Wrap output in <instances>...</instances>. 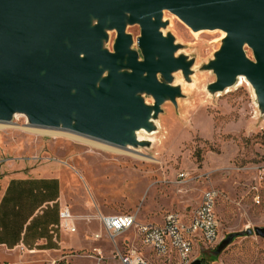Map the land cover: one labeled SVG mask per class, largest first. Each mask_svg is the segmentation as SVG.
<instances>
[{
    "label": "rangeland",
    "instance_id": "rangeland-1",
    "mask_svg": "<svg viewBox=\"0 0 264 264\" xmlns=\"http://www.w3.org/2000/svg\"><path fill=\"white\" fill-rule=\"evenodd\" d=\"M163 17L168 23L163 33H171L181 46L176 56L185 55L194 64L189 82L180 71L173 73L172 84L180 87L182 97L175 105L166 102L161 106L154 121L156 130L146 132L153 135L143 139L148 147L119 149L65 131H44L31 127L24 115L0 123V185L18 174L57 177L61 201L76 227L72 234L60 232L59 251L27 264H120L118 254L131 249L149 264H176L175 260L157 259L141 244L135 229L113 244L101 229L99 216L130 214L138 223L160 224L168 213L188 217L207 189L218 191V240L203 253L196 243L192 261L264 264V237L254 233L234 237L215 254L227 235L264 228V176L260 174L264 114L259 113L246 81L237 79L220 93L207 91L215 75L201 66L220 48L222 31L196 33L169 12ZM126 32L132 35L136 49L139 27L128 26ZM114 38L115 32H110L109 50ZM246 55L252 59L249 49ZM145 101L153 103L150 97ZM94 233L101 239L92 240ZM15 260L11 257L5 262Z\"/></svg>",
    "mask_w": 264,
    "mask_h": 264
},
{
    "label": "water",
    "instance_id": "water-1",
    "mask_svg": "<svg viewBox=\"0 0 264 264\" xmlns=\"http://www.w3.org/2000/svg\"><path fill=\"white\" fill-rule=\"evenodd\" d=\"M164 12L192 32L225 34L201 66L215 75L207 91L223 92L242 76L264 114V0H0V123L24 115L33 128L119 149L148 147L137 132L156 130L161 106L182 97L173 73L189 82L194 64L176 56L181 46L163 33ZM133 25L139 27L136 49L126 32ZM253 233L264 237V228L227 235L215 254L234 237Z\"/></svg>",
    "mask_w": 264,
    "mask_h": 264
},
{
    "label": "crops",
    "instance_id": "crops-1",
    "mask_svg": "<svg viewBox=\"0 0 264 264\" xmlns=\"http://www.w3.org/2000/svg\"><path fill=\"white\" fill-rule=\"evenodd\" d=\"M61 200L55 176L18 174L0 185V263L12 257L16 260L7 264H27L62 248L60 232L65 231L59 213L66 206ZM98 223L105 232L99 219ZM71 224L75 227L73 216ZM95 235L101 239L94 233L92 240H99Z\"/></svg>",
    "mask_w": 264,
    "mask_h": 264
},
{
    "label": "built area",
    "instance_id": "built-area-1",
    "mask_svg": "<svg viewBox=\"0 0 264 264\" xmlns=\"http://www.w3.org/2000/svg\"><path fill=\"white\" fill-rule=\"evenodd\" d=\"M260 174L264 176V165ZM217 198L218 191L207 189L188 217L168 213L160 224L138 223L135 216L130 214L107 217L101 215L99 220L108 240L113 244L116 238L130 229H135L141 244L148 247L157 259L175 260L176 264H190L196 243L204 249L217 243L218 221L215 212ZM59 219L65 232H75V227L71 224L72 215L67 207L60 211ZM99 238V235L94 236V239ZM118 259L120 264H149L146 258L133 249L127 253H119Z\"/></svg>",
    "mask_w": 264,
    "mask_h": 264
},
{
    "label": "bare ground",
    "instance_id": "bare-ground-1",
    "mask_svg": "<svg viewBox=\"0 0 264 264\" xmlns=\"http://www.w3.org/2000/svg\"><path fill=\"white\" fill-rule=\"evenodd\" d=\"M164 18V17H163ZM201 32V31H200ZM200 32H196V33H200ZM222 38H224V34L222 33ZM238 80H240V81H246L245 79H244V77H242V76H239L238 77ZM247 82V81H246ZM16 116V115H15ZM41 130H43V129H41ZM44 131H49V130H44ZM51 132V131H50ZM71 135H74V134H71ZM139 135V136H138ZM150 135H153V133L152 134H147L146 133V131H144V130H140L139 132H137V138H138V140H143V139H145L146 137L145 136H150ZM75 137H79V138H82V139H85L84 137H81V136H77V135H74ZM87 140V139H86ZM89 141V140H88Z\"/></svg>",
    "mask_w": 264,
    "mask_h": 264
}]
</instances>
